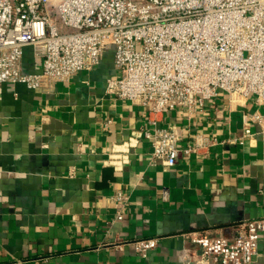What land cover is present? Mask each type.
Segmentation results:
<instances>
[{
    "label": "crops",
    "instance_id": "1",
    "mask_svg": "<svg viewBox=\"0 0 264 264\" xmlns=\"http://www.w3.org/2000/svg\"><path fill=\"white\" fill-rule=\"evenodd\" d=\"M21 70H41L31 46ZM113 75L106 50L46 90L0 83V264H214L201 262L188 233L228 237L264 218V147L244 120L252 97L235 103L220 92L193 114L162 112L159 125L180 136L166 167L142 136L147 110L105 90ZM188 143L198 148L185 153ZM140 237L158 238L145 256L132 243ZM258 243L252 264H264V233Z\"/></svg>",
    "mask_w": 264,
    "mask_h": 264
},
{
    "label": "built area",
    "instance_id": "2",
    "mask_svg": "<svg viewBox=\"0 0 264 264\" xmlns=\"http://www.w3.org/2000/svg\"><path fill=\"white\" fill-rule=\"evenodd\" d=\"M26 46L41 60L39 72L21 70ZM108 47L114 75L105 90L147 110L141 133L151 160L171 167L180 152L179 134L158 123L162 112L193 114L220 92L235 103L252 97L256 107L244 120L258 126L264 147V0H0V83L46 90L93 68ZM244 134L255 133L246 127ZM197 148L188 143L183 151ZM115 198L126 197L118 191ZM262 233L264 218L241 222L228 237L188 235L201 262L252 264ZM157 239L132 243L145 256Z\"/></svg>",
    "mask_w": 264,
    "mask_h": 264
},
{
    "label": "rangeland",
    "instance_id": "3",
    "mask_svg": "<svg viewBox=\"0 0 264 264\" xmlns=\"http://www.w3.org/2000/svg\"><path fill=\"white\" fill-rule=\"evenodd\" d=\"M106 50H111V47H108Z\"/></svg>",
    "mask_w": 264,
    "mask_h": 264
}]
</instances>
